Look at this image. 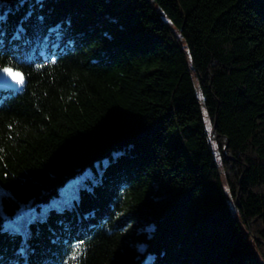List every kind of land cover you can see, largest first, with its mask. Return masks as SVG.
Here are the masks:
<instances>
[{
	"label": "trees",
	"instance_id": "trees-1",
	"mask_svg": "<svg viewBox=\"0 0 264 264\" xmlns=\"http://www.w3.org/2000/svg\"><path fill=\"white\" fill-rule=\"evenodd\" d=\"M4 67L0 264H264V0H0Z\"/></svg>",
	"mask_w": 264,
	"mask_h": 264
},
{
	"label": "water",
	"instance_id": "water-1",
	"mask_svg": "<svg viewBox=\"0 0 264 264\" xmlns=\"http://www.w3.org/2000/svg\"><path fill=\"white\" fill-rule=\"evenodd\" d=\"M5 69H9L11 73H20L24 78V82L21 84L18 82V80L13 79V76L10 74V72H6ZM25 84L26 78L23 72L15 70L12 67H4L0 69V88L8 90H20L25 86Z\"/></svg>",
	"mask_w": 264,
	"mask_h": 264
},
{
	"label": "snow or ice",
	"instance_id": "snow-or-ice-1",
	"mask_svg": "<svg viewBox=\"0 0 264 264\" xmlns=\"http://www.w3.org/2000/svg\"><path fill=\"white\" fill-rule=\"evenodd\" d=\"M5 71L6 72H10L9 69H5ZM10 74L13 76V79L18 80L19 83L22 84L24 82V78H23V76L20 73H18V72L17 73H11L10 72Z\"/></svg>",
	"mask_w": 264,
	"mask_h": 264
}]
</instances>
